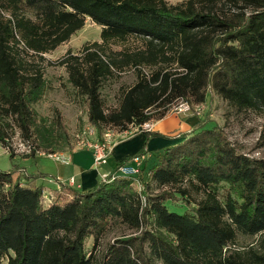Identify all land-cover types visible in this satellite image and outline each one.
Returning <instances> with one entry per match:
<instances>
[{
    "label": "trees",
    "instance_id": "1",
    "mask_svg": "<svg viewBox=\"0 0 264 264\" xmlns=\"http://www.w3.org/2000/svg\"><path fill=\"white\" fill-rule=\"evenodd\" d=\"M88 18L102 27L101 42L67 52L60 63L88 99V121L98 140L111 128L122 132L163 119L180 100L193 107L204 103L209 88L236 112L264 113V0H0L4 147L10 149L16 125L30 147L28 157L74 150L61 120L41 125L35 105L47 82L27 57L69 42ZM133 36L143 40L142 49L110 48ZM128 67L136 69L137 81L106 112L102 89ZM183 136L153 153L148 171L144 164L135 176L109 177L86 191L62 184L48 204L44 187L35 184L41 176L16 166L0 169V261L264 264V158L239 152L218 126H199ZM145 154L144 146L137 155ZM188 188L201 199H191ZM179 205L186 207L175 210ZM114 221L139 234L97 252ZM259 234V248L228 251L240 235Z\"/></svg>",
    "mask_w": 264,
    "mask_h": 264
},
{
    "label": "rangeland",
    "instance_id": "2",
    "mask_svg": "<svg viewBox=\"0 0 264 264\" xmlns=\"http://www.w3.org/2000/svg\"><path fill=\"white\" fill-rule=\"evenodd\" d=\"M181 1L184 0H167L169 4H176ZM101 30L102 27L100 25L88 18L85 26L69 42L43 56L27 57L29 62L41 67L47 82L45 95L35 105L41 125L51 127L52 123L54 124L55 121L61 120L63 129L69 135L71 146L74 149L84 146V140L89 138V135L84 134V132L93 126L88 121V99L82 96L69 82L67 68L60 61L69 51L73 54L80 53L85 43L101 42ZM110 48L112 51H134L143 48V40L140 37L133 36L125 42L111 43ZM136 81L137 72L133 67L116 72L115 76L102 89V95L106 102V112L119 106L124 90L133 86ZM200 107V114H197L196 111L192 112V115L195 117L192 122L196 124V128L199 126H203L204 128L218 126L224 130L229 140L239 152L255 158H264V113L253 110L241 113L236 112L210 88L207 90L206 101L201 103ZM111 130L114 129L111 128ZM10 132H13L10 140L12 143L9 146L10 149L0 143V169L10 171L16 166L28 175H35L38 171L45 170L49 172L46 174L54 179L52 176L55 175L52 173H56L57 163L50 154L40 153L35 157H28L30 155L28 153L31 150L21 140L19 128L15 125ZM114 132L117 133L115 130ZM60 152L68 151L60 150L57 154ZM11 154H13V158H11ZM153 162L154 160L147 163V171L152 167ZM49 177H40L38 183L54 187L55 182L49 180ZM142 185V183L138 182L136 188L141 190L143 188ZM61 188L60 186L57 190L61 191ZM188 189L191 193V199H196L197 201L201 199V193L192 188ZM47 194L49 198L44 197V204H48L49 200L53 198L50 193L47 192ZM177 207L175 210H180L186 206L179 205ZM137 234L139 233L135 230L127 229L118 222H111L96 247L97 252H104L108 245L119 237ZM261 236L260 234L252 237L240 235L237 242L232 244L228 248V251L232 253L234 250L242 251L248 250L251 247H258L262 239ZM87 249L89 251L94 249L93 238L87 241ZM7 263L8 257L0 261V264Z\"/></svg>",
    "mask_w": 264,
    "mask_h": 264
},
{
    "label": "crops",
    "instance_id": "3",
    "mask_svg": "<svg viewBox=\"0 0 264 264\" xmlns=\"http://www.w3.org/2000/svg\"><path fill=\"white\" fill-rule=\"evenodd\" d=\"M193 118L195 117L192 113L170 112L163 119L152 123V129L149 132L155 135L149 138L145 132H136L128 137L116 138L110 146V156L107 163L100 167L95 166L93 151L86 146L78 147L72 152H60L58 153L60 155L58 160L50 154L57 163L56 173H52L55 175L52 176L54 179L49 177L46 174L49 172L45 170L38 171L35 175L49 177V180L55 182L54 187L39 184V178L36 179L35 184L42 185L45 195H48V192L51 196L62 184L86 191L103 180L104 175L117 172L121 163L131 162L132 157L136 156L144 146L146 154L142 156L141 167L154 160L153 153L182 142L185 139L183 135L196 128V124L192 122ZM92 139L95 140L97 137ZM71 178H74L73 182H71Z\"/></svg>",
    "mask_w": 264,
    "mask_h": 264
},
{
    "label": "built area",
    "instance_id": "4",
    "mask_svg": "<svg viewBox=\"0 0 264 264\" xmlns=\"http://www.w3.org/2000/svg\"><path fill=\"white\" fill-rule=\"evenodd\" d=\"M196 111L197 114H200L201 107L200 104L196 106H192L188 101L180 100L178 103L174 104L171 112L175 113H192ZM152 122H146L140 127H130V129L115 133L113 130L109 129L104 134L102 140L92 139L96 137V130L94 127L87 129L84 134L89 135V138L84 140L83 145L88 147L93 151L94 156V164L96 167H100L103 164L107 163L108 157L110 156V146L116 137H128L133 135L136 132H149L152 129ZM92 137V138H91ZM52 157L55 159H59L60 155L55 153L52 154ZM142 165V157L141 156H133L131 162L121 163L117 172L104 175L103 180L109 177L114 178L116 175H124V176H135L139 173V169ZM74 181V178H71V182ZM45 198H49L47 195H44Z\"/></svg>",
    "mask_w": 264,
    "mask_h": 264
}]
</instances>
